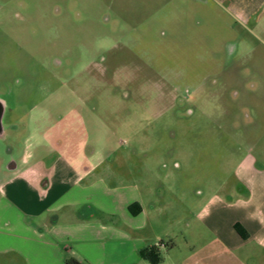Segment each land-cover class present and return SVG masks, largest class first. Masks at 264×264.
I'll return each mask as SVG.
<instances>
[{
    "label": "rangeland",
    "instance_id": "obj_1",
    "mask_svg": "<svg viewBox=\"0 0 264 264\" xmlns=\"http://www.w3.org/2000/svg\"><path fill=\"white\" fill-rule=\"evenodd\" d=\"M0 100V185L51 164L45 134L82 138L137 189L159 264H264L201 219L247 197L242 162L264 169V0H0ZM18 224L0 212V264H56Z\"/></svg>",
    "mask_w": 264,
    "mask_h": 264
},
{
    "label": "crops",
    "instance_id": "obj_2",
    "mask_svg": "<svg viewBox=\"0 0 264 264\" xmlns=\"http://www.w3.org/2000/svg\"><path fill=\"white\" fill-rule=\"evenodd\" d=\"M53 137L45 134L41 143L55 153L48 167L26 166L0 185V212L13 210L20 228L38 249L35 260L65 264L67 255L86 264H139L147 262L140 253L153 245L141 238L146 216L137 189L111 185L109 168L87 152L86 141L60 140L53 149ZM68 140V141H67ZM239 182L247 197L232 204L210 205L201 219L227 251L257 244L264 250V169L241 163ZM132 205L133 212L129 210ZM112 244L114 254L105 251ZM100 251H95L93 248ZM157 255L161 245L154 246ZM159 264V263H158Z\"/></svg>",
    "mask_w": 264,
    "mask_h": 264
},
{
    "label": "trees",
    "instance_id": "obj_3",
    "mask_svg": "<svg viewBox=\"0 0 264 264\" xmlns=\"http://www.w3.org/2000/svg\"><path fill=\"white\" fill-rule=\"evenodd\" d=\"M137 206V205H132L129 207V210L131 212H133V208ZM134 213V212H133ZM141 258L146 259L147 261H149L150 264H158L159 260H158V256L157 253L155 251V248L152 247L151 249L148 250H144L140 253ZM65 264H81L79 261H77L76 259H69L66 260Z\"/></svg>",
    "mask_w": 264,
    "mask_h": 264
},
{
    "label": "flooded vegetation",
    "instance_id": "obj_4",
    "mask_svg": "<svg viewBox=\"0 0 264 264\" xmlns=\"http://www.w3.org/2000/svg\"><path fill=\"white\" fill-rule=\"evenodd\" d=\"M3 106H4V104L0 100V135H3V132H4V129L2 127V119L4 116V107ZM12 165H13V162H11L9 166H12Z\"/></svg>",
    "mask_w": 264,
    "mask_h": 264
},
{
    "label": "water",
    "instance_id": "obj_5",
    "mask_svg": "<svg viewBox=\"0 0 264 264\" xmlns=\"http://www.w3.org/2000/svg\"><path fill=\"white\" fill-rule=\"evenodd\" d=\"M15 168V163L12 166H8V170H13Z\"/></svg>",
    "mask_w": 264,
    "mask_h": 264
}]
</instances>
